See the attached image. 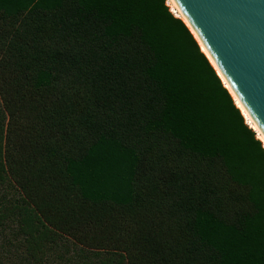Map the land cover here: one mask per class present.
Segmentation results:
<instances>
[{
	"label": "trees",
	"instance_id": "16d2710c",
	"mask_svg": "<svg viewBox=\"0 0 264 264\" xmlns=\"http://www.w3.org/2000/svg\"><path fill=\"white\" fill-rule=\"evenodd\" d=\"M0 250L264 264V147L167 0H0Z\"/></svg>",
	"mask_w": 264,
	"mask_h": 264
},
{
	"label": "water",
	"instance_id": "95a60500",
	"mask_svg": "<svg viewBox=\"0 0 264 264\" xmlns=\"http://www.w3.org/2000/svg\"><path fill=\"white\" fill-rule=\"evenodd\" d=\"M167 4L188 27L264 147V0Z\"/></svg>",
	"mask_w": 264,
	"mask_h": 264
},
{
	"label": "rangeland",
	"instance_id": "374dc122",
	"mask_svg": "<svg viewBox=\"0 0 264 264\" xmlns=\"http://www.w3.org/2000/svg\"><path fill=\"white\" fill-rule=\"evenodd\" d=\"M0 252H1V250H0ZM58 253L60 254L61 251L58 252ZM78 254H79V251L78 250H75L74 251L73 248H70L69 251L67 252L66 258H70V259L71 258H74V257L76 258ZM53 258L55 259L56 256H54ZM0 264H7L6 260L2 257L1 254H0Z\"/></svg>",
	"mask_w": 264,
	"mask_h": 264
},
{
	"label": "bare ground",
	"instance_id": "6f19581e",
	"mask_svg": "<svg viewBox=\"0 0 264 264\" xmlns=\"http://www.w3.org/2000/svg\"><path fill=\"white\" fill-rule=\"evenodd\" d=\"M170 10H171V12H173L174 13V15L176 16V17H178V18H180L171 8H170ZM181 19V18H180ZM182 20V19H181ZM183 21V20H182ZM201 50V49H200ZM202 51V50H201ZM225 87V86H224ZM235 103V102H234ZM235 105H236V103H235ZM236 107L238 108V106L236 105ZM239 109V108H238ZM241 112V111H240ZM242 114V113H241ZM243 115V114H242ZM244 117V116H243ZM244 119H245V117H244ZM245 122L246 123H248L247 122V120L245 119ZM249 127H250V125H249ZM251 128V127H250ZM252 129V128H251ZM256 138H257V136H256ZM258 139V138H257Z\"/></svg>",
	"mask_w": 264,
	"mask_h": 264
}]
</instances>
